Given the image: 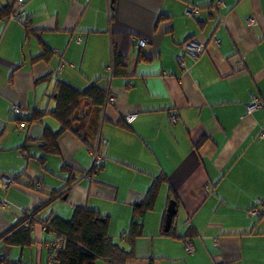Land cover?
<instances>
[{
    "label": "crops",
    "instance_id": "1",
    "mask_svg": "<svg viewBox=\"0 0 264 264\" xmlns=\"http://www.w3.org/2000/svg\"><path fill=\"white\" fill-rule=\"evenodd\" d=\"M221 1L24 0L22 21L0 18V181L14 179L0 187V235L62 190L41 216L68 220L78 206L97 209L113 239L133 250L125 264H264V106L247 110L252 95L264 102V0ZM190 4L201 11L188 13ZM141 38L147 62L138 59ZM191 39L206 49L182 66ZM43 42L53 55L34 60ZM114 49L127 59L125 76L110 69ZM98 79L114 102L76 124L78 134L63 132L58 154H45V129H59L50 114L58 80L83 89ZM14 105L48 113L43 124L19 123ZM95 152L105 165L87 175ZM164 174L169 183L144 216L143 234L128 242L135 208ZM170 187L178 203L169 230L178 237L163 233ZM32 233V246L0 252L48 264L42 225Z\"/></svg>",
    "mask_w": 264,
    "mask_h": 264
},
{
    "label": "trees",
    "instance_id": "2",
    "mask_svg": "<svg viewBox=\"0 0 264 264\" xmlns=\"http://www.w3.org/2000/svg\"><path fill=\"white\" fill-rule=\"evenodd\" d=\"M17 9V0H6L5 4L0 3V18L9 19ZM162 16L164 18L166 15ZM24 23L27 34L34 33L35 30L31 27V24L28 22ZM139 48V62L150 61L151 58L142 50V47ZM52 55L53 49L43 42L42 53L35 57L34 60H48ZM182 56L188 55L184 53ZM110 69L114 76H125L127 74V59L117 49L113 50ZM47 78L48 76H45L43 79ZM109 94H111L110 91L103 87L99 79L83 89L58 80L53 95L56 106L50 111V114L59 122V129L57 131L45 129L42 137V149L45 154H58L60 152L59 136L65 131L78 134L75 129L76 124L80 123L84 125L86 120H91V114L94 109L102 111L107 104ZM259 100L262 101L261 99ZM47 113V111L34 108L28 115L20 113L16 117V120L19 123L43 124V119ZM100 156L104 158L102 154ZM43 157L41 158L42 160L45 159ZM104 165L105 159L98 164H93V169L87 175H90L93 171L101 170ZM18 181L16 179L15 182ZM167 183H169L167 175L158 176L147 192L144 202L135 208V217L127 233L128 242L133 243L138 236L143 234V218L149 211L155 208L160 190ZM70 184L71 180L68 181L66 187ZM33 186H40V183L34 182ZM61 191L54 190L49 193V198L46 201H41L34 209L24 213L10 230L1 234L0 251H2L1 249H9L13 246L22 248L32 246L37 242L33 237V227L35 224H41L47 235L45 242H48L49 246L48 264H95L98 259H104L110 264H125L126 260L133 256V250H127L113 239L109 231V217L101 214L97 209L78 206L75 208L72 218L68 220L56 215L44 218L41 216V212L52 200L61 194ZM170 192L172 196H169V199L173 198L178 203L177 196L171 191V187ZM26 222H29V227L24 226ZM163 233L176 237L179 236L173 229ZM57 240H60L59 245H57ZM0 264L29 263L12 260L6 252H0Z\"/></svg>",
    "mask_w": 264,
    "mask_h": 264
},
{
    "label": "built area",
    "instance_id": "3",
    "mask_svg": "<svg viewBox=\"0 0 264 264\" xmlns=\"http://www.w3.org/2000/svg\"><path fill=\"white\" fill-rule=\"evenodd\" d=\"M17 2H18V9L10 16V18L22 21V16H23V13H24L23 12L24 0H17ZM220 4L224 5V1L222 0L220 2ZM187 11H188V13H190L192 15H196V14H198L201 11V8L199 6L190 4L187 7ZM248 23L250 25L254 24L255 23V19L252 18V17H249L248 18ZM137 44H138L139 47H143V46L147 45V39L141 38V39L138 40ZM205 49H206V43L200 42V41H198L196 39H191V40L188 41V43L186 45L185 53H186V55H188V56H190V57H192L194 59H198L199 57H201V55L204 54ZM178 61L180 62V64L182 66H185V57L184 56L179 55L178 56ZM114 99H115V97L112 94H109L107 103L114 102ZM263 105H264L263 102L260 101L257 96L253 95V97L251 98V101L247 105L248 113L252 112L253 110H255V109L259 108V107H262ZM13 108L18 113L22 112V109L18 105H14ZM135 116H136L135 114L126 115L124 117V120L127 123H130L135 118ZM262 136H264V134ZM94 158H95L94 164H98L99 162L104 160V158H101V156L98 153L94 154ZM13 182H14L13 178L5 177V179L0 181V187L1 188H7ZM6 203H7V199L4 196H0V206H3V204H6ZM258 212H259L258 210L252 211V213H258ZM29 225H30L29 222H26L24 224L25 227H29ZM59 241L60 240H57V245H59ZM186 246H187L188 251L191 252L193 250V245H192L191 242H187Z\"/></svg>",
    "mask_w": 264,
    "mask_h": 264
},
{
    "label": "water",
    "instance_id": "4",
    "mask_svg": "<svg viewBox=\"0 0 264 264\" xmlns=\"http://www.w3.org/2000/svg\"><path fill=\"white\" fill-rule=\"evenodd\" d=\"M176 213H177V202L174 199H171L167 208L166 227H165L166 231L170 229L173 218L176 215Z\"/></svg>",
    "mask_w": 264,
    "mask_h": 264
}]
</instances>
